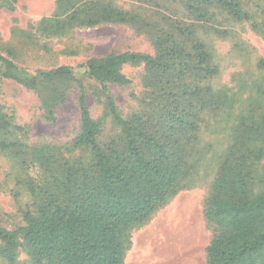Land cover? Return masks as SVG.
<instances>
[{
  "label": "rangeland",
  "instance_id": "obj_1",
  "mask_svg": "<svg viewBox=\"0 0 264 264\" xmlns=\"http://www.w3.org/2000/svg\"><path fill=\"white\" fill-rule=\"evenodd\" d=\"M99 1L136 15L139 22L81 25L70 18L80 2L73 7L57 0H0V56L12 61L18 75L5 77L0 61V124L5 126L0 142L16 144L0 147V225L16 229L25 224L27 214L35 215L51 176L63 179L74 167L82 184V171L90 174V148L76 144L80 120L75 82L63 81V97L53 101L51 85L23 82L66 65L84 79L102 145L122 134L109 114L107 98L123 118L153 120L177 106L195 122L194 133H179L181 143L191 139L186 186L143 224L122 229L120 238L126 245L124 264H205L213 227L203 207L222 165L246 156L245 170L253 177L248 192L254 196L263 191L257 180L264 176V0H236L242 19L216 6L198 19L181 0ZM158 36H171L185 47L191 54L188 69L180 72L175 66L154 80L142 64L126 63L121 71L130 82L120 85L101 84L83 76L78 67L109 52L153 53ZM196 42L216 67L212 74L199 70ZM170 91L175 95L169 97ZM0 264H34L23 238L11 260L0 253Z\"/></svg>",
  "mask_w": 264,
  "mask_h": 264
},
{
  "label": "trees",
  "instance_id": "obj_2",
  "mask_svg": "<svg viewBox=\"0 0 264 264\" xmlns=\"http://www.w3.org/2000/svg\"><path fill=\"white\" fill-rule=\"evenodd\" d=\"M181 1L198 19L205 18L212 6L236 19L245 18L236 0ZM57 2L73 7L80 2L70 18L81 25L139 22L136 15L99 0ZM193 50L199 70L212 74L216 67L210 63L202 43L196 42ZM188 57L191 54L171 36H158L153 53L109 52L88 58L78 67L83 76L101 84L123 85L130 82L121 71L126 63H140L154 80H160L175 66L180 72L188 69ZM0 61L5 77L18 78L11 60L0 56ZM74 74L73 67L61 65L39 72L38 78H23V82L28 86L39 82L51 85L48 87L52 101L63 97L59 91L63 81L75 82L80 120L76 144L90 148L93 157L90 174L82 171V184H78V171L74 167L67 169L63 179L51 176L52 182L44 183L43 200L35 215L27 214L25 224L16 229L0 225V253L10 260L19 238H23L34 264H124L126 245L120 238L122 229L143 224L186 186L185 174L192 166L186 147L191 139L183 144L179 133H194L195 122L178 112L177 106L165 109L153 120L123 118L114 102L107 98L109 114L122 134L102 145L97 139L98 125L86 102L84 79ZM174 95L169 92V97ZM0 128L5 126L0 124ZM0 147L13 148L16 144L2 141ZM240 158L222 165L203 207V216L213 227L204 249L205 264H264V176L257 180L263 191L250 195L248 184L253 177L245 170L247 157Z\"/></svg>",
  "mask_w": 264,
  "mask_h": 264
},
{
  "label": "crops",
  "instance_id": "obj_3",
  "mask_svg": "<svg viewBox=\"0 0 264 264\" xmlns=\"http://www.w3.org/2000/svg\"><path fill=\"white\" fill-rule=\"evenodd\" d=\"M125 257H126V255H125ZM125 260V259H124Z\"/></svg>",
  "mask_w": 264,
  "mask_h": 264
}]
</instances>
